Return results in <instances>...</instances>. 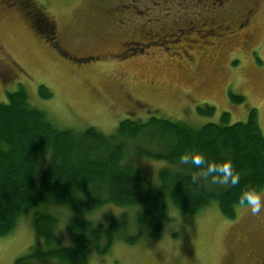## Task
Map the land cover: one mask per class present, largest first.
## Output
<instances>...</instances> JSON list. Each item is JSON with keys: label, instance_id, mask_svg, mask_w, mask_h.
Returning <instances> with one entry per match:
<instances>
[{"label": "rangeland", "instance_id": "374dc122", "mask_svg": "<svg viewBox=\"0 0 264 264\" xmlns=\"http://www.w3.org/2000/svg\"><path fill=\"white\" fill-rule=\"evenodd\" d=\"M38 1L54 20V40L59 46L19 8L0 1V69L4 73L0 101L23 85L31 104L44 109L60 128L93 125L106 134L126 117L147 119L156 114L199 127L219 122L223 111L231 113V122L246 120L249 108L257 107L264 131V73L249 64L247 49L239 55L244 62L232 74L227 72V54L221 52L226 41L214 37L217 31L208 21L202 25L200 19L179 42L162 40L166 50L157 58L143 53L129 57L113 52L127 36L118 39L108 32L109 12L128 10L134 2L143 5L142 0ZM37 22L42 25L39 18ZM40 84L47 85L53 96L40 97ZM230 92L244 95L246 101H233ZM205 104L216 107L213 115L198 112L197 107ZM134 157L129 160L141 165L158 184V169L166 162ZM60 207L47 205L59 218L57 233L62 242L72 244L67 229L71 212ZM243 207L235 219L226 217L216 202L198 214L171 208L174 219L164 224L161 233L135 244L118 240L105 254L90 252V264H244L252 260L248 249L259 244V234L248 227L246 220L252 214L243 213ZM33 210L27 207L13 230L0 237V264H14L17 257L43 249L33 226ZM123 210L108 204L89 217L99 222ZM51 262L57 261L40 256L36 263Z\"/></svg>", "mask_w": 264, "mask_h": 264}, {"label": "trees", "instance_id": "16d2710c", "mask_svg": "<svg viewBox=\"0 0 264 264\" xmlns=\"http://www.w3.org/2000/svg\"><path fill=\"white\" fill-rule=\"evenodd\" d=\"M0 1L19 8L37 30L55 38L54 20L43 3ZM38 89L42 98L53 96L45 84ZM230 96L246 101L244 95ZM197 110L213 115L216 107L205 104ZM230 118L223 111L219 122L194 127L156 114L126 117L106 134L93 125L60 128L44 109L31 104L26 87L8 91L7 100L0 101V237L33 207V226L44 243L42 250L19 256L14 264H37L40 256L57 261L49 264H90V252L105 254L118 240L135 244L161 233L174 219L171 208L198 214L216 202L226 217L235 219L241 191L249 186L264 190V131L257 107L249 108L246 120ZM190 150L213 161L232 160L240 184L213 183L202 168L183 165L180 156ZM131 155L166 162L158 169V184L129 160ZM108 204L124 210L99 222L89 217ZM47 205L71 212L67 229L72 244L62 242L59 218Z\"/></svg>", "mask_w": 264, "mask_h": 264}, {"label": "flooded vegetation", "instance_id": "af4514ba", "mask_svg": "<svg viewBox=\"0 0 264 264\" xmlns=\"http://www.w3.org/2000/svg\"><path fill=\"white\" fill-rule=\"evenodd\" d=\"M142 4L134 2L128 10L109 12L108 32L118 39L127 36L114 53L129 57L143 53L152 58L166 50L162 40L179 42L201 19L202 25L208 21L210 28L217 31L214 37L226 41L221 52L227 54V72L232 74L243 61L239 55L248 51L249 64L264 73V0H142ZM136 35L138 38H134ZM52 42L59 46L54 39ZM235 57L238 59L234 63ZM2 75L0 69V78ZM227 84L230 86V81ZM247 211L244 207L242 212ZM246 221L250 229L258 231L259 244L250 246L252 260L244 264H264V218L251 215Z\"/></svg>", "mask_w": 264, "mask_h": 264}, {"label": "clouds", "instance_id": "9594fccd", "mask_svg": "<svg viewBox=\"0 0 264 264\" xmlns=\"http://www.w3.org/2000/svg\"><path fill=\"white\" fill-rule=\"evenodd\" d=\"M180 161L186 166L202 168L213 183L235 187L241 182L240 174L234 169L230 159L213 161L201 152L190 150L181 154ZM239 204L253 216L264 218V192L260 189L252 186L244 188L239 196Z\"/></svg>", "mask_w": 264, "mask_h": 264}]
</instances>
